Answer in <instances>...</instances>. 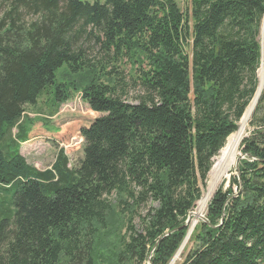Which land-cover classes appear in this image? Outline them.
<instances>
[{
    "label": "trees",
    "instance_id": "16d2710c",
    "mask_svg": "<svg viewBox=\"0 0 264 264\" xmlns=\"http://www.w3.org/2000/svg\"><path fill=\"white\" fill-rule=\"evenodd\" d=\"M0 4V264H97L114 194L134 213L157 204L141 231L129 219L115 263L170 264L257 94L264 0H189L184 10L177 0ZM86 40L140 65L137 103L118 91L121 78L102 82L107 66L90 63ZM64 68L69 80L58 83ZM49 89L58 108L81 93L102 115L80 129L79 168L64 151L43 171L21 154L35 124L26 107ZM250 125L247 158L215 192L183 264H264V87Z\"/></svg>",
    "mask_w": 264,
    "mask_h": 264
},
{
    "label": "rangeland",
    "instance_id": "374dc122",
    "mask_svg": "<svg viewBox=\"0 0 264 264\" xmlns=\"http://www.w3.org/2000/svg\"><path fill=\"white\" fill-rule=\"evenodd\" d=\"M177 1L183 10L186 9L189 5V0ZM5 10L6 7L0 4V19L2 18ZM260 42L262 52L264 46L262 28L260 34ZM83 45L86 52V58L90 60L91 64H98L100 66L103 65L104 67L107 66L106 70L104 71L105 76L100 77L102 78V82H104L105 84L114 83V79L116 78V76L118 78H121L123 80V85L119 86L118 91H128L125 97L127 101L131 104L137 103L139 97L142 95V90L138 84V76L141 73L139 67L140 65L134 63L128 58L121 59L118 62H113L109 57L105 58V54L102 51L101 46L97 45V43L93 41L86 40L83 42ZM261 63L258 70L259 82ZM144 67L147 68L146 65H143V68ZM67 79L69 80V74L67 72V69L64 68L59 71L57 82L61 83L65 80L67 81ZM26 115L30 119H33L35 124L29 134V141L21 146V154L23 157H25L30 165L42 171L50 168L53 165L56 160V156L60 151H64L65 155L68 157L70 168H79L81 162L84 159V139L81 137L80 129L88 121L102 116L100 113L93 112L90 109L89 105L82 100L81 93L75 94L72 99L63 104L60 108L56 107L53 101L52 89L46 91L39 98L35 106L26 107ZM242 119L238 124L239 127ZM251 120L252 117L249 120L244 139L248 138L253 132V127L250 125ZM15 133L16 131H14V134ZM239 150L241 155V162L243 158L246 159L247 157H243L241 146ZM219 156L220 153L214 159V164ZM211 172L212 169L208 175L205 186L202 188V196L200 200L208 193ZM237 175L238 171L235 167L229 173L225 181H223L213 191L208 205L215 192L221 187H223L224 189H228L231 186L232 179L237 177ZM234 190L236 191L237 188L234 187ZM200 200L196 203V207L194 208V210L189 214L191 218L189 224L186 226L189 228L188 235L194 222L193 214L197 212L198 203L200 202ZM108 201L113 206V210L112 213L108 215L106 228H99V238L96 242L97 264H116V256L121 248V238L125 236L126 226L129 219L133 216V224L138 231H141V217H144L151 207L157 206V204L149 203L142 208L137 209V212L134 213L131 211V209L126 210L125 206H119V197L116 194L108 198ZM208 205L203 213V216L196 222L194 228H196L199 223H202L203 219H206ZM187 237L183 241L177 254L171 260L170 264H183L193 245V242L191 241L192 235L186 242Z\"/></svg>",
    "mask_w": 264,
    "mask_h": 264
},
{
    "label": "bare ground",
    "instance_id": "6f19581e",
    "mask_svg": "<svg viewBox=\"0 0 264 264\" xmlns=\"http://www.w3.org/2000/svg\"><path fill=\"white\" fill-rule=\"evenodd\" d=\"M262 35L264 37V22L262 27ZM262 63H261V70H260V82L257 94L253 101L251 102L250 106L246 110V113L242 119V122L240 124V127L238 131L231 135L225 147L221 150L220 156L216 159V162L212 168V172L210 175L209 180V189L208 193L200 200L198 203V209L197 212L193 214L194 216V222L192 224L190 233L187 237L186 242L191 237L194 227L196 225V222L203 216V213L205 209L207 208L208 202L211 198V195L213 191L227 178L229 173L238 165L240 162V146L243 142L247 126L249 124V120L252 117L256 106L258 104L259 97L261 95L262 89L264 87V46L262 49Z\"/></svg>",
    "mask_w": 264,
    "mask_h": 264
},
{
    "label": "water",
    "instance_id": "95a60500",
    "mask_svg": "<svg viewBox=\"0 0 264 264\" xmlns=\"http://www.w3.org/2000/svg\"><path fill=\"white\" fill-rule=\"evenodd\" d=\"M246 155H243V157H245ZM245 158H243V160H244ZM239 165H240V162L238 163V165L236 166V169H237V171H239ZM190 218H191V216H189L188 217V219H187V222H186V224H185V227L189 224V221H190ZM203 219V218H202ZM203 222H206V219H203L202 220ZM151 264V263H150Z\"/></svg>",
    "mask_w": 264,
    "mask_h": 264
}]
</instances>
